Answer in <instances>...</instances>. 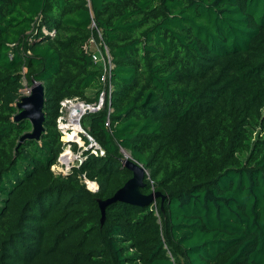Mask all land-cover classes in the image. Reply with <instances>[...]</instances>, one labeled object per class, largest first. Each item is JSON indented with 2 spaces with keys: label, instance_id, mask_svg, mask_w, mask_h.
<instances>
[{
  "label": "trees",
  "instance_id": "trees-1",
  "mask_svg": "<svg viewBox=\"0 0 264 264\" xmlns=\"http://www.w3.org/2000/svg\"><path fill=\"white\" fill-rule=\"evenodd\" d=\"M24 81L45 120L20 141ZM102 92L81 117L95 145L56 173L61 102ZM123 150L161 195L101 222ZM0 264H264V0H0Z\"/></svg>",
  "mask_w": 264,
  "mask_h": 264
},
{
  "label": "water",
  "instance_id": "water-1",
  "mask_svg": "<svg viewBox=\"0 0 264 264\" xmlns=\"http://www.w3.org/2000/svg\"><path fill=\"white\" fill-rule=\"evenodd\" d=\"M43 105L44 86L41 82L33 81L30 94L21 96L16 102V106L19 111L14 116V119L17 121L28 119L31 124V130L23 134L20 138V141L26 138L38 139L40 137L41 133L44 130L43 122L45 120ZM89 109L90 107L88 106V104H84L81 102L75 104V117L73 118V121L78 126L80 125V118L82 113L89 112ZM63 157L64 155L60 154L58 159H62ZM123 163L126 168L132 171V176L123 184L122 187L115 191L113 196L105 200H99V206L102 214L101 222H103L104 220L105 207L111 202L123 201L143 206L149 204L153 199H156L161 195L160 192H152L150 194H144L141 192L140 188L144 186L143 178L145 173V169L141 164L127 158L123 159ZM97 189L98 186L95 190Z\"/></svg>",
  "mask_w": 264,
  "mask_h": 264
},
{
  "label": "rangeland",
  "instance_id": "rangeland-1",
  "mask_svg": "<svg viewBox=\"0 0 264 264\" xmlns=\"http://www.w3.org/2000/svg\"><path fill=\"white\" fill-rule=\"evenodd\" d=\"M85 48H87V50L91 51L97 58V62H101L103 64V53H101V47H100V41L98 38V34L91 36V38H89L88 42L85 45ZM24 89L22 91L23 95H27L28 93H30L31 90V86H29L25 81L23 83ZM86 96L89 98H93L95 96V90H91L88 89L85 92ZM103 101L105 100V96H102ZM69 100L72 102V104L75 103H84V104H88V106L90 107V111L92 109V111H95L98 109V107H100L101 105H103V101L99 100V101H95V102H88L86 100L83 99H79V98H73V99H64L61 103V109H60V116L57 118V122L58 125H60V129H61V137L60 139L63 141V151L61 152V155H64V157L61 159H58L57 163L54 164L52 166V169L56 172V173H62V174H68L72 171V169L74 167H78L80 165V163L83 160V152L87 149H89V145H87L84 141V139L82 138V134L83 135H87L86 131L83 129V127L81 126V118H80V127L78 128V130L76 131V133L74 134V139H66V134L67 133H71L73 131V126L72 122L73 119L71 118V103L69 104ZM100 101H102L100 103ZM86 112H83L81 117L85 114ZM72 119V121H71ZM91 149V148H90ZM67 150V151H66ZM94 151V150H92ZM69 152V158L68 160H65V154ZM123 154L125 155V158L129 156V153L125 150H123ZM81 181L82 183H85L87 185L88 188H90L91 190L96 189L97 187V183L95 181H92L91 179H88L84 174L81 175Z\"/></svg>",
  "mask_w": 264,
  "mask_h": 264
},
{
  "label": "built area",
  "instance_id": "built-area-1",
  "mask_svg": "<svg viewBox=\"0 0 264 264\" xmlns=\"http://www.w3.org/2000/svg\"><path fill=\"white\" fill-rule=\"evenodd\" d=\"M92 57H93V59H94V61L95 62H97V58H96V56L92 53ZM110 59V58H109ZM105 61H104V59H103V65L105 66L104 67V73H102V76H101V81L104 83V84H107L108 82H107V75L109 74V71H107V69L106 68H108V66H109V69L111 68V63L109 62L108 63V66L107 65H105ZM109 90H111V85H109ZM102 96H106V93H104V92H102L101 93V96H100V100H102ZM102 101H100V103H101ZM62 103V102H61ZM69 104L71 103V106L73 107L75 104H72V102L69 100V102H68ZM63 104V103H62ZM99 108V107H98ZM59 127H60V125H59Z\"/></svg>",
  "mask_w": 264,
  "mask_h": 264
},
{
  "label": "bare ground",
  "instance_id": "bare-ground-1",
  "mask_svg": "<svg viewBox=\"0 0 264 264\" xmlns=\"http://www.w3.org/2000/svg\"><path fill=\"white\" fill-rule=\"evenodd\" d=\"M75 117V105L71 108V118L73 119ZM72 119H71V121H72ZM70 124H72V128H73V131L71 132V133H67L66 134V139H74V134L76 133V131L78 130V128H79V126L75 123V122H72V123H70ZM67 151V150H66ZM69 155H70V153L69 152H67L66 154H65V160H68V158H69Z\"/></svg>",
  "mask_w": 264,
  "mask_h": 264
},
{
  "label": "clouds",
  "instance_id": "clouds-1",
  "mask_svg": "<svg viewBox=\"0 0 264 264\" xmlns=\"http://www.w3.org/2000/svg\"><path fill=\"white\" fill-rule=\"evenodd\" d=\"M30 92H31V90H30ZM28 94H30V93H28ZM27 94V95H28ZM102 101H103V99H102ZM101 107V106H100ZM90 138V137H89ZM91 147L93 146V145H95V143L92 141L90 144H89ZM95 190V189H94Z\"/></svg>",
  "mask_w": 264,
  "mask_h": 264
}]
</instances>
